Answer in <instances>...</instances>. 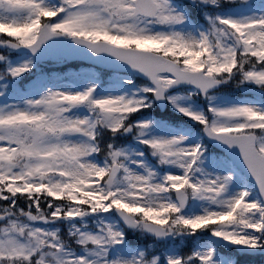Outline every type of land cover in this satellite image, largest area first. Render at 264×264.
Masks as SVG:
<instances>
[{
  "label": "snow or ice",
  "instance_id": "1",
  "mask_svg": "<svg viewBox=\"0 0 264 264\" xmlns=\"http://www.w3.org/2000/svg\"><path fill=\"white\" fill-rule=\"evenodd\" d=\"M264 264V0H0V264Z\"/></svg>",
  "mask_w": 264,
  "mask_h": 264
},
{
  "label": "rangeland",
  "instance_id": "2",
  "mask_svg": "<svg viewBox=\"0 0 264 264\" xmlns=\"http://www.w3.org/2000/svg\"><path fill=\"white\" fill-rule=\"evenodd\" d=\"M252 259V258H251Z\"/></svg>",
  "mask_w": 264,
  "mask_h": 264
}]
</instances>
